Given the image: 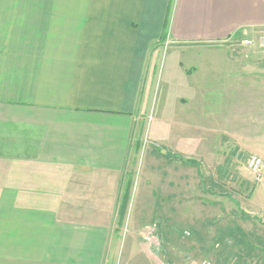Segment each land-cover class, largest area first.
I'll list each match as a JSON object with an SVG mask.
<instances>
[{"label":"crops","instance_id":"0c3cea01","mask_svg":"<svg viewBox=\"0 0 264 264\" xmlns=\"http://www.w3.org/2000/svg\"><path fill=\"white\" fill-rule=\"evenodd\" d=\"M262 27L264 0H0V264H114L119 245L136 253L124 264H153L137 252L139 239L116 235L112 217L150 213L157 183L165 200L182 190L177 161L166 156L176 171L157 177L145 160L134 196L143 203L130 201L153 59L164 41L175 48L173 65L187 54L178 74L188 94L178 102L194 105L195 57L225 60L213 44ZM243 75L245 121L226 127L238 126L241 147L262 159L261 181L248 173L240 182L250 229L240 228L264 232V70ZM189 165L201 181L199 162ZM209 178L202 192L221 195L224 171ZM210 218L198 220V233ZM258 252L264 264V247Z\"/></svg>","mask_w":264,"mask_h":264},{"label":"rangeland","instance_id":"374dc122","mask_svg":"<svg viewBox=\"0 0 264 264\" xmlns=\"http://www.w3.org/2000/svg\"><path fill=\"white\" fill-rule=\"evenodd\" d=\"M213 45L226 50V56L222 52L225 60L213 63L202 54L195 57V106L189 105L190 99L186 104L178 102L179 97L188 94L178 74V64H189L187 54L178 55V63L173 65L175 48L164 41L153 59L150 103L139 120L142 133L137 139L138 167L132 172L133 198L144 184L145 160L148 175L157 177L166 168V159L177 161V172L184 178L172 185L182 190L171 189L168 196L173 197L165 200L160 198L163 195L157 183V189L152 190L156 197L151 198L154 208L150 213L112 216L118 223L113 226L121 227L116 235L123 241L128 236L139 239L137 252L151 258L153 264H198L204 260L211 264H261V257H256L262 253L256 252L264 247V232L260 228L243 232L240 228L245 225L244 229H250L241 219L240 182L248 174L247 162L255 152L241 147L238 126L229 133L226 125L231 127L245 121L239 116V80L246 71L248 77L255 78L257 69L264 70V27L246 29ZM207 81L210 84L203 86ZM162 149L170 153L169 158ZM151 159L157 166L149 162ZM190 160L199 162L201 181H197L196 167L186 164ZM223 171L226 181L225 188H219L222 194L211 197L202 192L200 186L202 189L213 186L208 182L209 176ZM133 198L130 200L133 206L143 203ZM124 199L119 200L120 206ZM204 216L211 218L204 222L206 230L198 233V220ZM133 226L141 230L129 231ZM144 236L147 242L155 240V243L147 245ZM132 255L136 253L130 254L124 245H119L114 264H124L128 258L131 262Z\"/></svg>","mask_w":264,"mask_h":264},{"label":"built area","instance_id":"2783aa9c","mask_svg":"<svg viewBox=\"0 0 264 264\" xmlns=\"http://www.w3.org/2000/svg\"><path fill=\"white\" fill-rule=\"evenodd\" d=\"M262 159L259 156L253 155L247 162V171L254 182H260L262 178ZM198 264H211L209 261H201Z\"/></svg>","mask_w":264,"mask_h":264},{"label":"trees","instance_id":"16d2710c","mask_svg":"<svg viewBox=\"0 0 264 264\" xmlns=\"http://www.w3.org/2000/svg\"><path fill=\"white\" fill-rule=\"evenodd\" d=\"M187 163L197 165V162H195L194 160H190ZM125 203H126V199H124V201L121 203L122 208L125 206Z\"/></svg>","mask_w":264,"mask_h":264},{"label":"water","instance_id":"95a60500","mask_svg":"<svg viewBox=\"0 0 264 264\" xmlns=\"http://www.w3.org/2000/svg\"><path fill=\"white\" fill-rule=\"evenodd\" d=\"M161 152L167 154V156H170V153L169 152L167 153L164 149H162Z\"/></svg>","mask_w":264,"mask_h":264}]
</instances>
